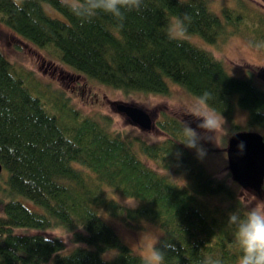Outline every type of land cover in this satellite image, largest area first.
Here are the masks:
<instances>
[{"label":"trees","instance_id":"1","mask_svg":"<svg viewBox=\"0 0 264 264\" xmlns=\"http://www.w3.org/2000/svg\"><path fill=\"white\" fill-rule=\"evenodd\" d=\"M43 3L64 19L49 15ZM221 13L231 29L246 27L264 51L262 15L252 16L249 8ZM184 14L190 17L185 37L170 40L168 21ZM0 23L124 93L168 94L172 83L196 98L207 92L214 112L231 118L236 106L246 110L247 125L264 139V88L253 73L231 75L221 58L187 37L215 44L224 34L210 0H143L139 11L125 13L122 28L103 13L82 21L64 0H0ZM110 125L108 116L83 114L0 50V264H150L122 242L100 210L130 227L158 226L154 248L163 264H236L240 251L227 218L247 209L224 178L206 170L203 153L198 157L180 143L183 121L168 114L156 120L166 135L158 142ZM237 127L231 121L233 133ZM216 196L229 204L212 202ZM59 227L70 232L72 249L44 234Z\"/></svg>","mask_w":264,"mask_h":264},{"label":"rangeland","instance_id":"2","mask_svg":"<svg viewBox=\"0 0 264 264\" xmlns=\"http://www.w3.org/2000/svg\"><path fill=\"white\" fill-rule=\"evenodd\" d=\"M43 6L49 15L64 19L50 5L43 3ZM226 7L236 11L240 8H249L252 16L255 13L262 15L264 19V0H210L211 10L220 16L224 24V34L215 44L204 42L197 35L190 34L187 37L221 58L231 75L245 77L249 75L248 71H250L253 73L256 83L264 88V51L253 45L250 33L242 24L237 26L239 31L231 29V25L227 23V17L221 13ZM261 22H263L264 29V20ZM246 25L250 26V20L246 19ZM262 36L259 43H263L264 46V34ZM0 50L11 62L30 70L36 78L49 84L53 89L62 91L69 98L71 104L83 114L92 115L102 121L108 116L111 120L110 128L112 130L120 131L126 135H139L149 142H158L166 137L156 125L150 130H143L132 123L117 111V104H130L142 108L151 115L154 122L161 119L164 114L177 117L195 129L201 136L199 147L203 149L202 162L206 170L219 178H224L234 188L236 197L240 198L245 209L255 205L259 200H264V187L257 193L241 186L232 178L228 168L226 147L228 138L234 132L231 130V121L238 126L235 132L251 131L252 129L246 123V110L236 106L232 117L222 115L223 120L220 119V114L215 112L217 117L215 133L204 132L197 127L201 121L189 115L194 106L198 104V98L175 83L170 85L168 94L138 91L124 93L74 71L50 56L45 49L24 39L3 23H0ZM148 163L161 172L167 171L159 163L153 161ZM115 197L121 202L134 204L133 200H127L120 194ZM211 201L222 205L229 204L227 198L220 196L212 198ZM100 214L115 229L124 244L150 263L152 253L155 251L154 246L161 234V229L158 226L149 222H141L138 227H130L117 219L107 217L102 210H100ZM44 234L62 238L67 250L76 245L72 242L70 232L60 227L47 230Z\"/></svg>","mask_w":264,"mask_h":264},{"label":"clouds","instance_id":"3","mask_svg":"<svg viewBox=\"0 0 264 264\" xmlns=\"http://www.w3.org/2000/svg\"><path fill=\"white\" fill-rule=\"evenodd\" d=\"M142 4L143 0H65L66 7L82 21L90 22L103 13L111 16L119 28L123 27L125 13L139 11ZM189 23L190 17L187 14L171 17L166 26L167 37L181 42L187 33ZM209 99L210 95L207 92L198 97V104L189 115L201 121L197 125L199 129L215 133L217 117L214 110L208 107ZM220 119L223 120L221 113ZM183 135L185 139L180 143L189 149H194L199 157L203 152V149L199 147L201 136L184 122ZM239 148L243 150V143L239 145ZM227 220L235 228V242L240 251L236 264H264V200H259L243 214L238 210L230 212ZM163 261L161 252L152 253L150 264H163Z\"/></svg>","mask_w":264,"mask_h":264},{"label":"water","instance_id":"4","mask_svg":"<svg viewBox=\"0 0 264 264\" xmlns=\"http://www.w3.org/2000/svg\"><path fill=\"white\" fill-rule=\"evenodd\" d=\"M116 109L143 130H150L155 126L154 119L142 108L117 104ZM241 143L244 145L243 150L239 148ZM226 156L232 178L241 186L259 193L264 184L263 135L258 131L233 133L227 141Z\"/></svg>","mask_w":264,"mask_h":264}]
</instances>
